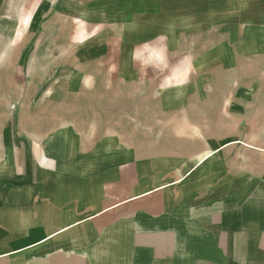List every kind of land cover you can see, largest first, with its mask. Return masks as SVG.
I'll use <instances>...</instances> for the list:
<instances>
[{
	"label": "crops",
	"instance_id": "crops-1",
	"mask_svg": "<svg viewBox=\"0 0 264 264\" xmlns=\"http://www.w3.org/2000/svg\"><path fill=\"white\" fill-rule=\"evenodd\" d=\"M6 14L70 17L93 40L96 118H118L124 83L133 103L135 57L166 73L132 141L38 116L27 141L0 116V264H264V0H0Z\"/></svg>",
	"mask_w": 264,
	"mask_h": 264
},
{
	"label": "rangeland",
	"instance_id": "rangeland-1",
	"mask_svg": "<svg viewBox=\"0 0 264 264\" xmlns=\"http://www.w3.org/2000/svg\"><path fill=\"white\" fill-rule=\"evenodd\" d=\"M0 19V116H5L7 132L9 128L15 129L29 141L31 123L38 116L45 123L48 117L50 125L85 123L87 134L93 137L94 125L100 126L103 134L116 137L118 142L132 141L133 136L140 134L142 111L157 108V103H147V98L160 93L162 88L156 85L166 72L142 71V56L135 57L133 103L131 89L124 83L117 88L118 118L99 119V104L94 103L93 96L87 102L83 97L85 83L94 87V72L81 69L85 61L93 62V40L85 43L83 34H78L77 23L62 17L61 22L48 29L38 26L35 30L24 19L14 23L13 16L7 14ZM89 44L90 54L86 55ZM148 57L144 58L146 63L151 62ZM8 139L9 135L7 143ZM262 171L264 174V159Z\"/></svg>",
	"mask_w": 264,
	"mask_h": 264
}]
</instances>
